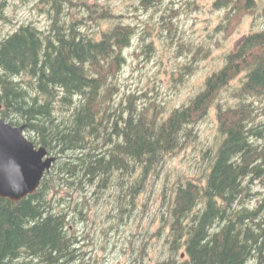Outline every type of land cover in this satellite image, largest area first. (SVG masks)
<instances>
[{"label": "trees", "instance_id": "obj_1", "mask_svg": "<svg viewBox=\"0 0 264 264\" xmlns=\"http://www.w3.org/2000/svg\"><path fill=\"white\" fill-rule=\"evenodd\" d=\"M40 1L47 28L22 23L0 36V118L25 125L27 137L58 158L36 193L18 202L0 197V264H93L96 248L79 229L92 206L88 193L106 205L103 193L114 191L110 217L120 222L145 205L141 196L162 172L170 255L155 264H264V198L252 202V187L264 177V2L215 0L227 18L258 13L261 26L195 95L168 108L135 93L119 99L125 51L143 37L137 25L110 3ZM162 17L175 36L172 13ZM212 110L218 132L203 145L197 125ZM190 145L192 170L165 171ZM138 239L132 230L130 240Z\"/></svg>", "mask_w": 264, "mask_h": 264}, {"label": "rangeland", "instance_id": "obj_2", "mask_svg": "<svg viewBox=\"0 0 264 264\" xmlns=\"http://www.w3.org/2000/svg\"><path fill=\"white\" fill-rule=\"evenodd\" d=\"M89 2L98 5L110 3L114 11L122 16L121 20L137 25L143 36V41L140 35L136 36L125 51L127 63L118 78L119 99L135 93L142 95L145 103L157 100L168 108L180 106L195 95L205 78L223 65L226 54L235 49L244 36L261 26L258 13H238L234 18H227L224 9L214 7L215 0H162L161 5L148 10L140 5L141 0ZM41 3L40 0H5L0 36L14 31L22 23L33 22L43 29L47 28L49 18ZM168 7L175 12H167ZM171 13L174 16L175 36L168 31L170 26H166L162 17ZM85 15H88V11ZM88 28L92 31L99 26L91 21ZM199 46L203 47L202 52L194 59L193 53ZM207 50L211 51L210 54H206ZM237 83L239 78L234 80V84ZM227 94L224 93L225 98ZM197 132L201 136V144L213 141L218 132L215 110L198 123ZM200 146L198 144V148ZM193 149V145H190L188 151L171 158L165 171H191V162L185 160V156ZM196 152L198 149L193 153ZM163 176L162 172L148 187L146 194L141 196L145 205L140 206L138 213L120 222L110 217L115 213L116 205L111 201L114 191L100 193H103L106 205L97 204V197L88 193V203L92 206L86 211L88 220L80 223L79 229L86 234L88 248H96L93 264H125L132 258H137L136 264H155L157 260H164L170 255L164 246L169 228L163 226L162 217L167 209L162 205L158 192ZM252 192L253 203L264 198V177L254 183ZM132 230L139 237L137 244L130 240Z\"/></svg>", "mask_w": 264, "mask_h": 264}, {"label": "water", "instance_id": "obj_3", "mask_svg": "<svg viewBox=\"0 0 264 264\" xmlns=\"http://www.w3.org/2000/svg\"><path fill=\"white\" fill-rule=\"evenodd\" d=\"M25 130V125L0 118V197L13 202L36 193L58 158L45 146H36Z\"/></svg>", "mask_w": 264, "mask_h": 264}]
</instances>
